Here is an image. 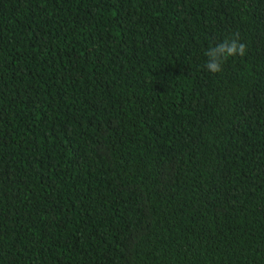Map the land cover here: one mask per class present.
<instances>
[{"label": "trees", "instance_id": "obj_1", "mask_svg": "<svg viewBox=\"0 0 264 264\" xmlns=\"http://www.w3.org/2000/svg\"><path fill=\"white\" fill-rule=\"evenodd\" d=\"M0 264H264V0H0Z\"/></svg>", "mask_w": 264, "mask_h": 264}, {"label": "clouds", "instance_id": "obj_2", "mask_svg": "<svg viewBox=\"0 0 264 264\" xmlns=\"http://www.w3.org/2000/svg\"><path fill=\"white\" fill-rule=\"evenodd\" d=\"M247 46L239 41L238 34H234L231 39H225L223 42L205 51L206 68L212 73H220L223 70V63L229 57L241 56L246 54Z\"/></svg>", "mask_w": 264, "mask_h": 264}]
</instances>
